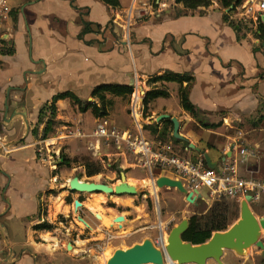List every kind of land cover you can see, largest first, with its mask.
Returning <instances> with one entry per match:
<instances>
[{
    "label": "crops",
    "instance_id": "crops-1",
    "mask_svg": "<svg viewBox=\"0 0 264 264\" xmlns=\"http://www.w3.org/2000/svg\"><path fill=\"white\" fill-rule=\"evenodd\" d=\"M171 1L173 5H176L175 0ZM4 2L9 10L15 11L18 19L15 23L13 12L7 14L5 16L7 18H4L5 27L0 28V45L7 47L9 44L15 51L13 56L4 58L5 63H11L12 67L19 54L23 56L32 54L30 57L32 60L26 62L22 68L25 82L33 80L36 83L39 81L38 76H43L45 87L52 89L49 99L46 102H40L35 107H40L43 103L48 104L57 94L68 92L73 93L83 102L84 99L90 97L87 101L93 100L89 103H94L92 93L100 86L118 84L133 86L135 89L144 82L146 95L140 97L135 104L137 114L140 116V124H143L146 117L152 120L148 123H157V127L162 128H157L156 131L162 133L163 136L170 134L176 146L181 147L185 154L188 152L194 157L201 155L190 148L189 144H194L206 152L211 160L217 161L225 154L229 155L227 148L235 146L240 141L246 142L251 147H258L260 151L264 150V140L252 137V133L245 132L237 123L241 114H253L259 108L264 117V40H259L254 36L255 43H261L258 46L252 44L253 41L252 43L249 41L248 35L245 40L238 41L235 31L224 19L228 15H224L218 5L207 10L203 9L205 13H201L202 10L190 11L191 14L187 13L183 17L173 18L169 14L161 15L166 4L158 0L157 4L161 8V14L157 15L159 18L157 23L138 21V24H134L135 14L132 12L129 15L128 10L132 5L134 9L140 3L137 4L131 0L129 6L130 2L126 5L124 0H120L121 9L123 12H128L127 20L123 25L119 22V14L122 12L119 13L117 12L119 9L114 10L103 5L99 0H4ZM99 9L104 10V15L99 14ZM142 12H140L141 15ZM83 20L94 26L99 25L101 31L87 34L80 39L84 30ZM113 25L122 29L127 37L131 36L133 42L128 45L125 40L119 39L117 28L113 31ZM166 26L168 28L162 33L159 32L161 33L159 35L157 31ZM8 70L9 68H5L0 72L4 73ZM168 71L193 76L194 83L190 90V100L200 111L201 118H210L206 121L202 119L206 126L201 125L181 107L179 97L181 86L178 83L156 84L151 82L152 79ZM14 85V82L8 80L0 88V105L5 108L6 114V105L9 102H14L15 107L19 105L20 100L16 93L25 94V84L18 87H23L22 89H10ZM156 88L168 91L169 98H158L152 101L146 112L144 100L147 94ZM5 91H7V96ZM11 92L12 97H10ZM176 97H178V105L171 104ZM70 102L66 99L57 103L59 119H64L63 112L70 106ZM89 112L80 113L78 111V115L85 116ZM17 114L16 112L15 117ZM20 114L23 115V113ZM37 116L39 122V114ZM6 118L5 115V122ZM173 119L178 121L179 134L186 139L187 143L175 139ZM216 119H219V122L214 123ZM55 121L60 122L57 119ZM63 121L70 123L68 120ZM167 121H170L173 126H167L165 129ZM23 122L27 128L26 122ZM134 123L136 125L135 121ZM78 125L80 126V121ZM64 129L74 130L73 127L68 126H64ZM79 129L74 133L70 132L73 133V138L92 137L87 135L82 128ZM142 134L150 140L146 136L144 126ZM10 144V146L1 144L0 161L3 153L9 155L13 152L10 148L15 146L13 143ZM47 145L50 146L49 143ZM95 146L99 148L100 144L96 142ZM27 148L28 146L22 150ZM18 152L19 150L13 154ZM54 153L57 155V152ZM9 157L6 156L4 163L0 162V192L4 189L0 193V264H57L59 259L52 250L53 245L47 243L48 231L44 233V231L35 229L36 226L42 224L40 219H36L39 214L38 198L44 191L47 180L45 178L40 189L35 193L36 208L26 209L23 195L20 197L19 194H13L14 175L11 169L13 163L10 162ZM165 189L181 194L177 189ZM156 192L159 198V193ZM68 193L67 198L72 194L70 189ZM79 195L80 199L75 201H82L81 195L83 194ZM99 195L98 197H101ZM96 200L99 199L93 198L90 202ZM116 201L120 203V207L126 205L127 202L122 196L117 197ZM82 204V207L84 206L82 212L85 214L83 219L92 229L94 236L106 237L111 233L130 236L137 231L138 219L126 217V213L112 209L116 214L114 220L123 216L125 222L119 223L120 227L107 228L99 223L97 215L91 211V208L85 207V203ZM64 208H67L66 204ZM63 209L62 215H68L64 214ZM13 220L23 221L26 232L27 249L19 255L14 253V249L19 247V244L14 240L12 243L10 236L7 235L6 223ZM152 230L148 228L140 230L148 232L143 239L156 242L152 239V233H149ZM135 244L139 242L136 241L133 245ZM71 262V264H81L80 261ZM224 264H231L230 259L227 258Z\"/></svg>",
    "mask_w": 264,
    "mask_h": 264
},
{
    "label": "rangeland",
    "instance_id": "rangeland-1",
    "mask_svg": "<svg viewBox=\"0 0 264 264\" xmlns=\"http://www.w3.org/2000/svg\"><path fill=\"white\" fill-rule=\"evenodd\" d=\"M160 1L166 4V8L162 9V14L160 13L161 8L157 4L158 0H142L134 9L132 5L128 12L129 15L132 14V12L135 14L134 24H138V21L157 23L159 19L157 17L158 14H161L162 16L169 14L173 18L179 14V7L173 5L171 0ZM237 1L238 4H236L235 8L230 12L222 6L220 0H215L212 6L218 5L221 12L224 15H228L230 20L242 23L243 31L248 35L249 41L251 43L253 41L254 43L252 44L258 46V44L261 43L256 44L254 37L257 35L259 20H261L257 6H255L257 0H235L232 4H235ZM124 2L126 5L130 2L129 6L131 4V0H124ZM180 8L184 10L182 7ZM142 10H145L143 11L144 13ZM12 12L15 13V11L9 9L6 11L7 14H12ZM98 12L99 14L104 15V10L99 9ZM117 12H122V14H119V22L124 25L127 20L128 12H123V9H119ZM140 12H142V15ZM205 12V10L201 11V13ZM186 13L191 14L190 11ZM111 16L113 15L111 14ZM6 18L7 17H5V19ZM5 19L2 21L0 28L5 27ZM171 26L172 24L170 27ZM115 28H117L116 31L119 39L125 40V43L128 45L130 42H133L131 41L133 40L131 36L127 37L122 29L113 25V31ZM167 28L168 27L166 26L157 32L162 33V31ZM161 33H159V35ZM3 48V45H0V70H5V68H9V70L4 73L0 72V88L5 82L11 80L15 85L11 86L10 89H22L23 87H18L21 84H25L24 88L26 90L24 95L19 92L16 93L18 100H20L17 107H15L14 102H9L8 114H6L5 108L0 105V146L1 144H9L10 146V143H13V146H15L10 148L13 152L9 153V155L6 153L2 154L3 158H1L0 162L4 163L6 156H10V162L13 163L11 169L13 170L14 175L12 187L13 194H19L20 197L23 195L24 203L28 210H33L34 207L36 208L37 202L35 193L40 189L46 178L47 183L44 191L38 198L39 214L36 219H40V223L47 222L53 226V229L46 234V238H50L47 243L53 245L52 250L59 259L57 264H71V261L74 260L80 261L81 264H106L103 256L105 251L108 250L113 255L117 249L131 248L136 241L142 243L145 240L143 238L147 236L148 232L140 230L145 228L153 229L152 231H149V233H152V239L156 241L155 243H159L161 238V233H159L161 222L169 224V233L182 221H190L194 216L204 217V221L206 222L216 208L221 211H228L227 215L230 221L228 230L239 221L241 204L237 200L222 199L219 201H212L206 189L202 191L206 200H202L198 204H191L185 201L183 194H178L177 192L174 193V191H168L165 188H158L160 202V205L158 206L153 195L155 191L153 187L142 184L145 181L150 182L151 177L147 170L138 168L137 165H139V162L132 153L129 152L124 155L122 153L124 150H118L114 145H106L104 141H100V147L97 148L95 146L97 139L93 137L73 138V136H70V132L74 133L79 128H82L87 135L92 136L97 127V119L93 116L91 111L85 116H80L78 115V108L71 102L70 106L64 110L65 113L63 112L64 119H59L57 113L56 119L60 120V122L55 121L56 123L53 130L46 138H44V130L47 122L52 117V113L49 108L45 109L47 103H43L40 107H35V105H38L43 101L46 102L49 99L52 89L51 87H45L46 84H43L42 80L43 76H38L39 81L36 83L33 80H28L27 83L25 82L24 71L22 72V68L26 62L32 60L30 59L32 54H25L24 56L23 54H19L17 61H15L16 63H14L15 65L11 67V63H5L6 61L4 58L6 56L1 52ZM142 83L143 85L135 87L134 94L129 98H110L112 101V107L109 110L108 118L105 119V121H108L110 127L117 128L121 131L130 130L136 132L137 127L132 119L131 110L134 100L138 101L139 98L143 97L144 93L147 92L144 82ZM142 91H144V93ZM4 93L7 96V91ZM12 94L13 93L11 92L10 97H12ZM27 97H30V99H27ZM89 99L90 97L84 99V102H93V100L87 101ZM175 103L178 105V97H176V100L171 101V104ZM41 110L46 111L43 114L44 118L42 125L39 124L37 118V114H39ZM16 112L18 114L15 117ZM20 113H25L26 116H23ZM5 115L7 116L6 122ZM25 117L28 119L29 131L23 122L25 121ZM207 118L209 117H203L202 119L206 121L208 120ZM31 119L34 121H31ZM63 120H68L70 123L68 124ZM149 120L150 119L146 117L142 125L147 134L146 136L149 137L151 142L156 144L161 143L163 146L170 147L171 152L183 155L184 150L181 147H178V145L176 146L172 136H170V134L168 136H163L162 133H158L159 131H156L157 128L162 127H157V123L155 122L148 123ZM78 121H80V126L78 125ZM216 122H219V119L214 121V123ZM237 123L245 132H248L249 134L252 133V137L264 140V117L260 108L253 114H241ZM64 126L73 127L74 130L71 129V131H67L64 129ZM45 141H48L47 143L50 145L52 152L51 156L53 159L45 155L44 161H42L39 152L44 149ZM40 143H42V145H40ZM26 146H28V148L22 150V148ZM14 149L19 150V152L13 154L17 151ZM54 152H57V155H55ZM62 155L70 161V166L61 165L64 162L61 158ZM49 161L51 162L50 164ZM53 166L56 167L52 168ZM91 166L100 169V174L90 177V171L94 169ZM258 167V178L264 180V150ZM121 173H125L126 177L135 181L138 185L132 187H137L139 189V194L136 196H122V198L128 202L125 203L126 205H121L120 207V203L116 201L117 197L120 196H109L107 194H83L81 195L82 203H85V207L91 208L92 211L93 208L96 207V204H100L102 208L105 207L111 209L109 211L105 209V211L112 212L113 216H116L115 212L112 210L115 209L120 213H126V217L134 220L138 219L137 231L134 235L130 236L126 234L120 236L114 233H111L110 236L106 237L94 236L92 229L88 228L84 223L77 219V217L85 218V214L82 212L84 206L78 210H76L74 206L75 200L80 199V193L71 192L72 194L67 198L70 189L69 181L78 177L82 182L106 184L110 187H115L120 184ZM3 190L4 189H2L0 193H2ZM98 195L101 197H98ZM87 198L90 200L93 198L99 200L90 202ZM56 203L57 205H62L61 208H57ZM65 204L67 205V208L63 209ZM62 209L64 210V214H68L66 216L71 217L63 216ZM251 209L255 215H257L258 219L264 218V208H258L257 204H252ZM59 211H61V213ZM22 222L13 220L6 223L8 227L7 235L10 236L11 242L13 243L14 240L19 244V247L14 249V253L18 255L24 249H27L26 232L23 226L24 222ZM99 223L101 224L100 221ZM117 225L120 224L118 223L116 226ZM111 227L113 226H110L109 228ZM155 228L156 230H154ZM44 233L46 232L44 231ZM260 241L264 243V232L260 236ZM69 245H72L77 252L75 253L74 250H68ZM227 258L230 259L231 264H264V250L257 246H253L247 249L242 255L236 252L226 251L223 257V263ZM209 263L217 264L215 261H210Z\"/></svg>",
    "mask_w": 264,
    "mask_h": 264
},
{
    "label": "built area",
    "instance_id": "built-area-1",
    "mask_svg": "<svg viewBox=\"0 0 264 264\" xmlns=\"http://www.w3.org/2000/svg\"><path fill=\"white\" fill-rule=\"evenodd\" d=\"M133 1L140 3V0ZM255 6H257L260 19L264 22V0H257ZM7 9L4 0H0V25L7 14ZM136 103L137 100H134L131 110V116L137 126L136 132L121 131L110 127L105 119H99L92 137L97 139V144L104 141L106 145H114L118 150H124L122 152L124 155L130 152L137 158L138 168L147 170L151 177L150 181L155 190L153 195L158 206L160 203L156 192L158 191L156 182L161 177H167L181 182L187 195L191 194L195 201L198 198L206 200L202 193L206 189L212 201L234 199L241 205L247 201L250 208L252 204H257L258 208H264V180L258 178V164L263 151L240 141L235 146L227 148L229 155L225 154L217 161L212 160L216 168L210 169L202 155L194 157L188 152L183 155L175 154L170 151V147L163 146L161 143L156 144L145 138L142 134L143 126L140 124V116L135 109ZM70 136H74L73 133H70ZM44 146V149L39 152L42 160L45 155L53 159L50 146L46 141ZM168 231L169 224L161 222L159 232L164 235V244L160 241L156 243L157 245L163 247L167 245L165 239L168 238ZM166 264H172L171 260L167 259Z\"/></svg>",
    "mask_w": 264,
    "mask_h": 264
},
{
    "label": "water",
    "instance_id": "water-1",
    "mask_svg": "<svg viewBox=\"0 0 264 264\" xmlns=\"http://www.w3.org/2000/svg\"><path fill=\"white\" fill-rule=\"evenodd\" d=\"M236 4H238V1L228 11L233 10ZM8 109L9 107L6 105L7 114ZM23 115L26 116L25 113ZM25 122L28 130L29 124L27 119H25ZM172 122L174 124L175 139L187 143L186 139L182 138L179 134L178 121L173 119ZM189 146L192 150L204 157L210 169L216 168V164L212 163L210 156L206 152L194 144H189ZM156 185L160 189H177L184 196L187 195V191L181 182L167 177L159 178ZM69 187L70 192L80 194H107L109 196L120 197L126 195L136 196L139 194L136 188L127 184L125 173H121L120 184L115 187H110L106 184L82 182L78 177L70 181ZM186 201L191 204H198L202 199L198 198L195 201L192 195L189 194L187 195ZM74 206L78 210L82 208V203L75 201ZM96 217L98 219V216ZM78 220L90 228L83 218H78ZM124 221L125 218L123 216L116 219V222L119 223ZM188 229L189 221L184 220L169 232L166 246L157 245L152 240L147 239L142 243L133 245L131 248L117 249L107 264H166L167 259L171 260L172 264L176 262L178 264H208L210 261H215L217 264H224L223 257L226 251H232L242 255L245 250L253 246L264 250V243L260 241V236L264 232V218L258 219L247 201H244L241 205L239 221L225 232L214 233L212 238L204 244L193 245L192 243L184 242L182 237ZM160 241L164 244V235H161ZM72 248V245L68 246V250H72Z\"/></svg>",
    "mask_w": 264,
    "mask_h": 264
},
{
    "label": "trees",
    "instance_id": "trees-1",
    "mask_svg": "<svg viewBox=\"0 0 264 264\" xmlns=\"http://www.w3.org/2000/svg\"><path fill=\"white\" fill-rule=\"evenodd\" d=\"M103 5L110 7L114 10L121 9V2L120 0H99ZM215 0H175L176 5L179 7L178 11L179 14L176 15V18L185 16L188 11H199V10H207L212 7L213 2ZM221 4L224 8L230 9L234 4L233 1L235 0H220ZM182 7L184 10H182ZM14 22L18 21L16 13L13 12L12 14ZM225 21L230 24V26L235 31L238 41H242L246 39V34L243 31L242 23L231 22L229 17L226 16ZM84 23V30L80 35V39H83L85 35L94 33L96 31H101V27L99 25H95L83 20ZM96 27V30H94ZM257 35L255 36L259 40H264V24L259 20ZM15 53L13 46L11 47L9 44L7 47L5 46L2 50V54L4 56H13ZM152 83H178L181 86L180 89V104L184 111L188 112L192 118L198 120L201 125H205L204 121L201 118L200 111L192 104L190 100V90L194 83V78L190 74H175L172 72H166L165 74L158 76L151 80ZM134 87L127 86V85H103L96 88L92 93V98L95 100L94 103H86L80 100L76 95L73 93H60L53 97L51 102H49L46 108H49L52 117L46 124V128L44 130V138L48 136V134L53 130L55 126L56 120V113H57V103L61 100L69 99L72 104L78 108L80 113H87L89 111L92 112L93 116L96 119H103L109 116V110L112 107L111 97H122V98H129L134 94ZM158 98H169V93L166 90L162 89H153L150 91L145 100L144 106L147 112L149 104L158 99ZM46 111L41 110L39 113V124L43 123V114ZM167 126H173L170 121L166 122ZM206 126V125H205ZM63 159V163L61 165L70 166V161L66 159L64 155L61 156ZM92 167V166H91ZM89 167V168H91ZM94 168V167H92ZM100 169L94 168L90 171L89 176H96L100 174ZM82 202V201H80ZM226 211V210H225ZM221 211L220 209L216 208L213 210L211 217L205 222L204 217L194 216L189 221V229L183 235L184 242L192 243L193 245H201L208 242L214 233L216 232H225L228 230L230 225V221L227 215V212ZM37 231H51L53 226L47 222H44L35 228Z\"/></svg>",
    "mask_w": 264,
    "mask_h": 264
},
{
    "label": "bare ground",
    "instance_id": "bare-ground-1",
    "mask_svg": "<svg viewBox=\"0 0 264 264\" xmlns=\"http://www.w3.org/2000/svg\"><path fill=\"white\" fill-rule=\"evenodd\" d=\"M137 97V96H136ZM140 99V98H139ZM126 182H127V184L129 185V186H137L138 184L135 182V181H133L132 179H130L129 177H126ZM142 184H144V185H148V186H151V183L148 181H145V182H143ZM152 187V186H151ZM134 188H136L138 191H139V189L137 188V187H134ZM58 201V200H57ZM61 203V202H60ZM128 203V202H127ZM56 205H57V203H56ZM83 205V204H82ZM61 206L62 205H57V208H61ZM96 207L95 208H93V213H95L97 216H98V220L101 222V224L103 225V226H105V227H107V228H109L110 226H116V224H118L119 222H116V220H114V218H115V216H113V213L112 212H107V211H105V209H103L102 208V206L100 205V204H96L95 205ZM56 207V206H55ZM58 210V209H57ZM57 210H56V212H57ZM60 210V209H59ZM92 211V210H91ZM109 211V210H108ZM60 213H61V211H59ZM55 217V216H54ZM125 218V217H124ZM114 221H115V223H114ZM125 222V221H124ZM123 222V223H124ZM121 225V224H120ZM117 226H119V225H117ZM120 227V226H119ZM263 233V232H262ZM48 239H50L49 237L47 238V240ZM165 243H167V237H166V239H165ZM48 242H49V240H48ZM72 250H74V252L76 253L77 251H76V249H73L72 248ZM245 252H246V250H245ZM103 256H104V262H106V264H107V262H108V260L112 257V253H110L108 250L107 251H105L104 252V254H103ZM105 264V263H104Z\"/></svg>",
    "mask_w": 264,
    "mask_h": 264
},
{
    "label": "flooded vegetation",
    "instance_id": "flooded-vegetation-1",
    "mask_svg": "<svg viewBox=\"0 0 264 264\" xmlns=\"http://www.w3.org/2000/svg\"><path fill=\"white\" fill-rule=\"evenodd\" d=\"M150 183H151V181H150ZM151 186H152V184H151Z\"/></svg>",
    "mask_w": 264,
    "mask_h": 264
}]
</instances>
